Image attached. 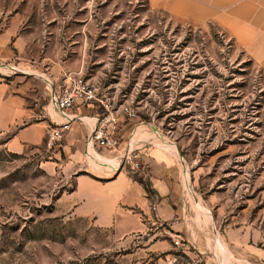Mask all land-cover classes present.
<instances>
[{
  "label": "rangeland",
  "instance_id": "1",
  "mask_svg": "<svg viewBox=\"0 0 264 264\" xmlns=\"http://www.w3.org/2000/svg\"><path fill=\"white\" fill-rule=\"evenodd\" d=\"M189 1L187 10L196 11L197 0H0V33L13 29L0 79L28 84L38 112L48 109V86L18 69L51 83L80 75L100 87L115 106L136 113L125 121L132 129L142 124L156 141L177 145L196 192L218 203L217 227L232 231L231 247H264V69L214 22L186 17ZM35 121L0 134V264H205L173 246L177 237L165 223L142 217L143 231L121 237L77 216L86 203L76 179L91 171L84 153H62V142L48 149V127L37 145H6ZM143 149H134L142 172L120 157V147L98 154L118 158L143 185ZM246 257L259 264L254 253Z\"/></svg>",
  "mask_w": 264,
  "mask_h": 264
},
{
  "label": "crops",
  "instance_id": "2",
  "mask_svg": "<svg viewBox=\"0 0 264 264\" xmlns=\"http://www.w3.org/2000/svg\"><path fill=\"white\" fill-rule=\"evenodd\" d=\"M195 6L196 11L187 10L194 7V2H187V8L182 13L199 23L208 20L214 22L254 63L264 69V0H197ZM12 36L13 29H5L0 33V55L8 56L6 48ZM0 67L7 68L4 64H0ZM18 71L47 84L45 100L48 109L38 112L36 98L31 106L28 84L18 86L17 83L0 79V134L19 122L23 123L27 118L36 120L17 129L10 137L6 145L14 150L24 144L37 145L42 141L48 127L46 116L51 118L53 124L64 121L55 110L54 99L60 88L75 76L63 75L60 81L52 77L54 83H51V79L45 75L20 69ZM49 108H52L56 116L50 115ZM69 116L77 117L78 120L72 123L64 137L60 152L71 156L84 153L92 172H87L89 176L80 175L76 179L77 185L82 187L86 203L83 212L77 213L75 209L77 216H92L99 226L113 228L121 237L143 231L144 217L168 225L182 246L197 253L205 264H254L252 259L246 257L247 253H254L255 261L264 264L262 245L231 247L232 231L222 234L218 230L215 218L220 214L218 203L212 199L205 202L196 192L191 172L176 144L162 139L156 141L154 135L142 124L133 129L125 121L120 124L117 135L124 142L120 145L119 155L144 146L142 164L147 168V192L144 184L131 180L120 169L118 158L101 156L98 153L105 151H97L90 143L89 137L96 120L90 106H77L69 112ZM150 140L154 142L150 143ZM184 170L187 171V179ZM113 172L116 174L113 175ZM97 175L105 176L103 184L98 185ZM150 206L155 207L153 212ZM133 209H136V213H132Z\"/></svg>",
  "mask_w": 264,
  "mask_h": 264
},
{
  "label": "built area",
  "instance_id": "3",
  "mask_svg": "<svg viewBox=\"0 0 264 264\" xmlns=\"http://www.w3.org/2000/svg\"><path fill=\"white\" fill-rule=\"evenodd\" d=\"M80 105L90 106L95 113V126L89 137L92 146L97 151L116 152L121 145L117 135L121 117L122 122L134 121L137 119V115L130 107L115 106L113 97L101 90L100 87L85 81L80 75L72 77L55 96V110L63 117L64 121L48 127L46 132L47 148L57 147L62 142L70 131L72 123L78 120L77 117L69 116V112ZM123 158L135 171H143L137 150L127 152ZM152 210H155L154 206H152ZM172 244L174 247L182 246L178 238L173 239Z\"/></svg>",
  "mask_w": 264,
  "mask_h": 264
},
{
  "label": "bare ground",
  "instance_id": "4",
  "mask_svg": "<svg viewBox=\"0 0 264 264\" xmlns=\"http://www.w3.org/2000/svg\"><path fill=\"white\" fill-rule=\"evenodd\" d=\"M52 106V105H51ZM139 128V127H138ZM138 128H137V130H136V132L138 131ZM141 129V128H140ZM164 144V143H163ZM169 145V144H168ZM92 154V153H91ZM97 160V159H96ZM102 160V159H101ZM105 161V160H104ZM103 162V161H102ZM185 175H186V179H187V173H186V170H185ZM185 178V177H184ZM187 184H188V182H187Z\"/></svg>",
  "mask_w": 264,
  "mask_h": 264
},
{
  "label": "trees",
  "instance_id": "5",
  "mask_svg": "<svg viewBox=\"0 0 264 264\" xmlns=\"http://www.w3.org/2000/svg\"><path fill=\"white\" fill-rule=\"evenodd\" d=\"M142 119H143V117H142ZM126 124H128V123H126ZM144 187H145L146 191L149 192V189H148L146 184H144Z\"/></svg>",
  "mask_w": 264,
  "mask_h": 264
}]
</instances>
